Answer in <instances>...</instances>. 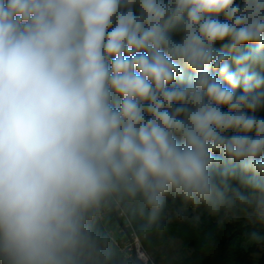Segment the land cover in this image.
Segmentation results:
<instances>
[{"label": "clouds", "instance_id": "1", "mask_svg": "<svg viewBox=\"0 0 264 264\" xmlns=\"http://www.w3.org/2000/svg\"><path fill=\"white\" fill-rule=\"evenodd\" d=\"M258 66L264 0H0V264H109L111 206L264 223Z\"/></svg>", "mask_w": 264, "mask_h": 264}, {"label": "trees", "instance_id": "2", "mask_svg": "<svg viewBox=\"0 0 264 264\" xmlns=\"http://www.w3.org/2000/svg\"><path fill=\"white\" fill-rule=\"evenodd\" d=\"M219 48V45H217ZM256 45L244 46L243 51ZM234 67V66H233ZM260 75H264V68L256 67L254 69ZM242 89H238V93ZM224 110H227L226 108ZM251 114V113H250ZM259 117H264V113L258 111L255 113ZM173 201L177 206L182 200L180 198L169 197L167 202ZM108 208L116 216L119 208L113 206ZM136 237L143 247L152 252L161 246H164L170 238L179 239L181 250L184 253L172 260L171 264H256L251 260L249 251L242 247V242L256 235L264 234V225L262 224H242L233 222L232 224H219L206 213L202 214L199 221H191L172 217L167 218L168 208L164 209L163 220L165 227L158 229L156 227L145 228V220L134 211V206L128 210H123ZM126 235L130 234L127 226L121 221ZM96 232L101 240L102 246L111 251V260L109 264H142L135 257L126 258L119 251L117 246L110 239L109 232L104 228L103 222L98 220L95 225ZM188 254H187V253ZM257 264H264L259 262Z\"/></svg>", "mask_w": 264, "mask_h": 264}, {"label": "rangeland", "instance_id": "3", "mask_svg": "<svg viewBox=\"0 0 264 264\" xmlns=\"http://www.w3.org/2000/svg\"><path fill=\"white\" fill-rule=\"evenodd\" d=\"M260 112L264 113V109H261ZM166 206L168 208L167 218L169 220L172 219V217H177L191 221H199L202 214L206 213L214 220V222H218L219 224H232L233 222H240L242 224L264 225V223L250 221L245 209L239 206L233 211L221 209L218 212H212L204 205H201L200 207H193L190 204L186 205L183 201H181L177 206L173 205V201L167 202ZM104 211L106 215L102 220L103 226L107 230V232L110 233V239L112 238L119 246L129 244V234L126 235L122 225H117L116 222L121 221L124 225L127 226L130 232L134 230L131 229L130 225H128L123 217L120 216L119 212L116 213V216H114V214H112L109 209H105ZM110 220H113L114 222H109ZM257 236L259 237V239H254L253 237H251L242 242V247L244 249L252 250L249 251V254L251 260L256 264L259 262H264V234H260ZM138 242L146 257L148 258L147 264H171L172 260L180 257L184 253V251L181 250L180 240L176 238H170L164 246H161L160 248H157L152 252L147 251L140 243L139 239Z\"/></svg>", "mask_w": 264, "mask_h": 264}, {"label": "built area", "instance_id": "4", "mask_svg": "<svg viewBox=\"0 0 264 264\" xmlns=\"http://www.w3.org/2000/svg\"><path fill=\"white\" fill-rule=\"evenodd\" d=\"M119 214H120L121 217H123V219L126 221V223L128 225H130V223L128 222L127 217L124 214V211L121 208H119ZM105 215L106 214H105V211H104L102 216L99 218V220L102 221L105 218ZM130 227H131V225H130ZM131 229H132V227H131ZM112 241L117 246L118 251L124 257H126V258L135 257L140 262L142 261V263L147 264L148 258L146 257L144 251L140 247L138 239H137L134 231L130 232V234H129V244H127V245L119 246L113 239H112Z\"/></svg>", "mask_w": 264, "mask_h": 264}, {"label": "crops", "instance_id": "5", "mask_svg": "<svg viewBox=\"0 0 264 264\" xmlns=\"http://www.w3.org/2000/svg\"><path fill=\"white\" fill-rule=\"evenodd\" d=\"M103 222V221H102ZM109 222H114L113 220H110ZM123 240H125V239H123Z\"/></svg>", "mask_w": 264, "mask_h": 264}, {"label": "water", "instance_id": "6", "mask_svg": "<svg viewBox=\"0 0 264 264\" xmlns=\"http://www.w3.org/2000/svg\"><path fill=\"white\" fill-rule=\"evenodd\" d=\"M112 207V210L114 211V208H113V206H111Z\"/></svg>", "mask_w": 264, "mask_h": 264}]
</instances>
